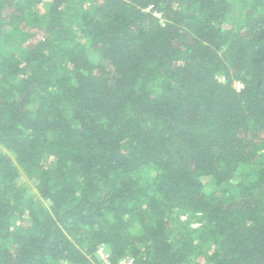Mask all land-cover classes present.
Segmentation results:
<instances>
[{
    "label": "trees",
    "instance_id": "16d2710c",
    "mask_svg": "<svg viewBox=\"0 0 264 264\" xmlns=\"http://www.w3.org/2000/svg\"><path fill=\"white\" fill-rule=\"evenodd\" d=\"M41 3L0 0V264H264V0Z\"/></svg>",
    "mask_w": 264,
    "mask_h": 264
},
{
    "label": "rangeland",
    "instance_id": "374dc122",
    "mask_svg": "<svg viewBox=\"0 0 264 264\" xmlns=\"http://www.w3.org/2000/svg\"><path fill=\"white\" fill-rule=\"evenodd\" d=\"M49 1H50V0H41L42 3L39 5V10H40V12H43L44 10L47 9V7H48V5H49ZM4 49L7 51L6 53H9L11 50H12V52L18 50V47H17L14 43L6 42V43L4 44ZM88 54H89V57H90V59H91L92 61H95V60H96L97 56L95 55V53H94L93 50L89 49V50H88ZM234 87H235L236 89H239V88H240V84L235 83V84H234ZM21 181H25L24 177L21 178ZM26 181H27V180H26ZM27 182H28V181H27ZM178 221H180V222H181V221L186 222V221H189V218H187V220H186V218H184L183 216H181V215L178 213V211H174V213L171 214V222H172V223H177ZM191 221H192V220H191ZM193 226L196 227L197 224H194ZM101 248H102L103 250H102ZM98 250H102L103 253L105 252V253H108V254H109V250H108V248L105 247V246H101ZM105 253H104V254H105ZM96 255L98 256V254H97V253L95 254V258H97Z\"/></svg>",
    "mask_w": 264,
    "mask_h": 264
},
{
    "label": "built area",
    "instance_id": "2783aa9c",
    "mask_svg": "<svg viewBox=\"0 0 264 264\" xmlns=\"http://www.w3.org/2000/svg\"><path fill=\"white\" fill-rule=\"evenodd\" d=\"M102 250H97V252H96L98 254V256L96 255L97 256V258H96L97 264H113L111 259H110V254L105 253V252H104L105 253L104 254ZM132 263H133V260L131 258L126 257L124 259L119 260L116 264H132Z\"/></svg>",
    "mask_w": 264,
    "mask_h": 264
}]
</instances>
